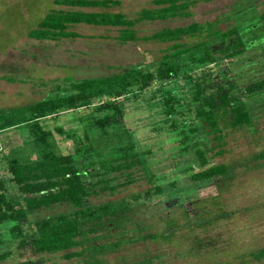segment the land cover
<instances>
[{
    "label": "trees",
    "instance_id": "1",
    "mask_svg": "<svg viewBox=\"0 0 264 264\" xmlns=\"http://www.w3.org/2000/svg\"><path fill=\"white\" fill-rule=\"evenodd\" d=\"M212 1L215 0H152L154 8L141 9L129 18L122 13L101 11L120 5V0H53L55 6L68 10L48 12L27 33L29 39H75L80 35L71 28L83 24L116 28L115 41L122 45L139 41L169 45L153 65H132L111 76L65 78L55 82L52 94L41 100L0 109V136L5 137L0 143V164L6 168V175H0V236L13 243L12 250L0 253V262L14 251L28 248L38 255L63 253L67 262L87 255L90 258L86 264H106L96 256L128 243L161 237L162 234H145L125 241L122 229L135 206L154 201L157 204L167 193L181 191L177 178L188 176L192 184H202L232 175L233 169L226 164L209 165V154L220 147L226 131L254 125L247 100L264 96V11L257 13L255 7L249 6L244 11L248 19L244 20L243 14L234 19L233 10L225 21L234 19V25L225 31L216 28L217 22H192L142 37L136 29L144 22L190 18L197 3ZM255 29L259 32L250 37ZM196 38L200 41H186ZM253 52L258 57L247 58ZM222 62L227 64L220 73L211 70ZM0 79L15 82L5 76ZM163 84L171 87H160ZM153 85L159 86L161 99L149 107H159L164 117L166 127L162 129L168 143H173L170 151L176 150L169 158L193 153L199 163L197 170L176 163L170 171L173 179L166 184L149 173L151 155L163 150V141L159 144L151 137L146 144L139 143L124 126V103L136 101ZM61 114L72 117L66 130L73 150L65 154L59 152V145L53 140V131H64L57 124ZM48 119L54 123L53 131L43 125ZM158 130L156 127L154 132ZM11 132L20 136L18 144L7 142L6 135ZM207 136H212L211 140ZM209 141L216 142L215 146L209 147ZM256 158L264 159V153ZM138 167L144 176L135 177L132 169ZM140 178L149 183L142 193L87 204L91 196L114 194ZM59 206L69 209L30 219L44 209ZM167 227L163 235L170 239L172 234L168 230L173 224ZM110 231H115L113 237ZM105 235L115 240L97 243ZM255 257L263 258L264 250ZM153 260L144 262L152 264Z\"/></svg>",
    "mask_w": 264,
    "mask_h": 264
},
{
    "label": "rangeland",
    "instance_id": "2",
    "mask_svg": "<svg viewBox=\"0 0 264 264\" xmlns=\"http://www.w3.org/2000/svg\"><path fill=\"white\" fill-rule=\"evenodd\" d=\"M249 6L261 13L264 11V0L199 2L192 8L190 18L144 22L137 25L136 29L138 36L142 37L163 28L182 27L192 22H217L216 28L225 31L234 25V19L238 15L243 14L241 19H248L244 11ZM144 8H154L152 0H120V5L101 11L122 13L133 18ZM58 9L68 10L55 6L53 0H0V78L5 76L15 79L13 83L0 79V109L41 100L52 94L55 82H63L65 78L80 80L111 76L122 73L132 65H153L169 45L142 41L122 45L115 41L116 28L83 24L71 28V31L80 35L75 39L52 42L27 37V33L36 28L48 12ZM233 10L241 13H236V16L234 13V19L225 21V16ZM258 32L255 29L250 37ZM186 41L194 43L200 40L196 38ZM257 57L256 52L247 54V58L252 60ZM225 64L227 62L217 64L211 70L220 73ZM160 87L170 88L171 85L163 84ZM158 88V85H153L136 101L124 103V126L139 143L146 144L151 137L159 144L163 141V150L151 155L149 173L156 175L160 183L166 184L173 179L170 171L176 163L181 164V167L190 165L196 170L199 169V163L193 153L186 154L183 158H169L176 150L170 151L173 143H168L162 129L166 127L163 124L164 117L159 112V107H149L161 99ZM247 104L255 119L254 125L226 131L220 147L209 154V165L226 164L233 169L232 175L225 180L202 184H192L188 176L177 178L181 191L167 193L157 204L154 201L135 206L129 222L122 229L126 233L125 241L145 234H162L161 237L125 244L115 251L96 256L97 259L104 260L106 264H146L144 260L149 258H154L152 264H264V257H255L264 250V159L256 158L264 153V96L247 100ZM71 121L72 117L68 114L59 116L57 124L64 128L62 134L52 130V120L43 121L44 127L53 131V140L63 154L73 150L66 130ZM156 127L159 128L157 133L154 132ZM6 137L7 142L12 144L21 141L20 136L14 132ZM4 138L0 136L1 144ZM208 138L211 140L212 136ZM215 144L216 142L209 141V147ZM218 151L223 153L214 155ZM1 156L0 154V158ZM132 170L135 171V177L144 176L140 167ZM0 175H6V168L1 164ZM163 177L167 180L162 181ZM148 187L147 179L140 178L114 194L91 196L87 204L127 199L142 193ZM68 209L67 206L44 209L30 216V219ZM167 224H173L168 230L172 234L170 239V236L163 235L168 229ZM114 233L115 231H110L109 234L113 237ZM104 234L108 233L105 231ZM114 240L105 235L97 243H111ZM12 248L13 243L0 236V253ZM62 255L63 253L38 255L25 248L14 251L0 264H16L27 260L33 264H86L90 258L86 255L67 262Z\"/></svg>",
    "mask_w": 264,
    "mask_h": 264
}]
</instances>
